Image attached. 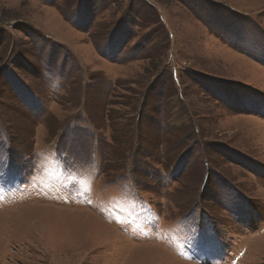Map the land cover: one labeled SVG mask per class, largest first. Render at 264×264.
Segmentation results:
<instances>
[{"label": "rangeland", "instance_id": "374dc122", "mask_svg": "<svg viewBox=\"0 0 264 264\" xmlns=\"http://www.w3.org/2000/svg\"><path fill=\"white\" fill-rule=\"evenodd\" d=\"M0 264H264V0H0Z\"/></svg>", "mask_w": 264, "mask_h": 264}, {"label": "bare ground", "instance_id": "6f19581e", "mask_svg": "<svg viewBox=\"0 0 264 264\" xmlns=\"http://www.w3.org/2000/svg\"><path fill=\"white\" fill-rule=\"evenodd\" d=\"M95 223L91 220H88V221H86V223H85V226H92V225H94ZM96 224H98V222H96ZM102 224V223H101ZM104 225V224H103ZM95 226V225H94ZM96 227V226H95Z\"/></svg>", "mask_w": 264, "mask_h": 264}]
</instances>
